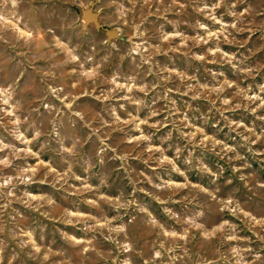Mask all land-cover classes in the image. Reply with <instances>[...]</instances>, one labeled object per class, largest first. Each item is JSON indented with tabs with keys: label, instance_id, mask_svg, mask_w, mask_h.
<instances>
[{
	"label": "rangeland",
	"instance_id": "374dc122",
	"mask_svg": "<svg viewBox=\"0 0 264 264\" xmlns=\"http://www.w3.org/2000/svg\"><path fill=\"white\" fill-rule=\"evenodd\" d=\"M0 264H264V0H0Z\"/></svg>",
	"mask_w": 264,
	"mask_h": 264
},
{
	"label": "water",
	"instance_id": "95a60500",
	"mask_svg": "<svg viewBox=\"0 0 264 264\" xmlns=\"http://www.w3.org/2000/svg\"><path fill=\"white\" fill-rule=\"evenodd\" d=\"M95 3H92L91 7L84 11L83 16L87 24L93 23L98 30H103L109 39L113 37H119V33L116 29L105 26L99 19L100 12H94Z\"/></svg>",
	"mask_w": 264,
	"mask_h": 264
}]
</instances>
